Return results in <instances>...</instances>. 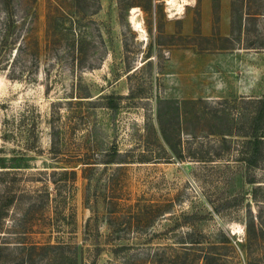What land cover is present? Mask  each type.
I'll use <instances>...</instances> for the list:
<instances>
[{"label":"rangeland","instance_id":"obj_1","mask_svg":"<svg viewBox=\"0 0 264 264\" xmlns=\"http://www.w3.org/2000/svg\"><path fill=\"white\" fill-rule=\"evenodd\" d=\"M176 1L0 0V264H264V0Z\"/></svg>","mask_w":264,"mask_h":264},{"label":"crops","instance_id":"obj_2","mask_svg":"<svg viewBox=\"0 0 264 264\" xmlns=\"http://www.w3.org/2000/svg\"><path fill=\"white\" fill-rule=\"evenodd\" d=\"M202 2V29L204 30L203 35L210 36L213 31L214 4L213 0H202ZM222 7H224V11L225 8H229L230 0H223Z\"/></svg>","mask_w":264,"mask_h":264},{"label":"bare ground","instance_id":"obj_3","mask_svg":"<svg viewBox=\"0 0 264 264\" xmlns=\"http://www.w3.org/2000/svg\"><path fill=\"white\" fill-rule=\"evenodd\" d=\"M176 0H167V5H169V9L173 10V8L176 7ZM184 9L183 5L180 6V8H178L179 11H182ZM171 10V11H172ZM138 13L137 9L134 8L133 11H132V21L135 23V26L138 28V30H140L141 32H144V29H143V26H142V23H136V19H137V16L136 14ZM145 33V32H144Z\"/></svg>","mask_w":264,"mask_h":264},{"label":"trees","instance_id":"obj_4","mask_svg":"<svg viewBox=\"0 0 264 264\" xmlns=\"http://www.w3.org/2000/svg\"><path fill=\"white\" fill-rule=\"evenodd\" d=\"M255 136H257V135H255Z\"/></svg>","mask_w":264,"mask_h":264}]
</instances>
